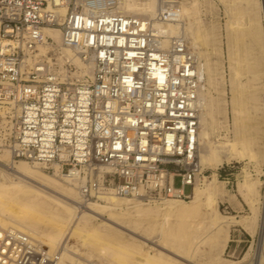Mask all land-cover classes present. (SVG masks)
<instances>
[{"label":"built area","instance_id":"1","mask_svg":"<svg viewBox=\"0 0 264 264\" xmlns=\"http://www.w3.org/2000/svg\"><path fill=\"white\" fill-rule=\"evenodd\" d=\"M120 1L0 0V152L74 184L83 204L188 198L207 178L198 161L204 80L184 33L165 44L155 28L180 21V0H156L153 17L121 12ZM63 49L90 72L60 61ZM58 257L0 228V264Z\"/></svg>","mask_w":264,"mask_h":264},{"label":"bare ground","instance_id":"2","mask_svg":"<svg viewBox=\"0 0 264 264\" xmlns=\"http://www.w3.org/2000/svg\"><path fill=\"white\" fill-rule=\"evenodd\" d=\"M219 1L225 5L229 15V20L226 23L227 55L230 68L235 73V79L232 80V95L227 103L230 105L234 137L225 135L222 140L212 141L211 135L218 107L212 100L207 102V93L203 92L202 88L199 94L198 154L201 167L213 163L221 164L233 158L249 157L259 161V156L264 151V149L262 151V144L259 141L263 131L261 118L264 119V69L261 66V56H264V0ZM257 5L262 11V20L259 21H256L252 16ZM118 9L128 14L153 17L158 10V3L156 0H121ZM194 9L195 4L186 7L180 2V21H156L155 28L166 36L165 44L169 41L168 37L184 33L189 47L197 56L198 69L203 78V69L205 70L206 63L201 52L198 51L201 38L197 29L198 22H191ZM65 10L61 9L62 13ZM46 32L55 35L56 40L59 41L58 30L47 29ZM46 50V47L41 48L42 53H45ZM63 54L64 57H61L60 61H63L64 58L72 60L77 66L79 75L90 72L89 68L72 51L63 49ZM244 75L247 76L246 80L241 78ZM262 86L263 91L260 92ZM225 112L227 117V110ZM225 121L227 122L228 119ZM11 175L15 177L13 178ZM213 177V182H215V174ZM213 182L206 187L205 210L212 213L211 223L215 230L210 235V239L215 246L221 238L226 241L229 239L230 226L223 223L224 219L221 220L223 215L217 210V192ZM69 184L75 188L63 184L51 174L40 171L38 167L26 160L14 161L10 152L3 150L0 154V228L19 229L50 251L57 250L59 257L56 264H85L72 256L73 246L68 245L69 243L65 244L63 241L66 235L65 231L74 222L72 236L82 237L83 245L86 248L97 250L108 258V264H181L179 258L193 263L192 258L202 249L204 238L197 239L192 232H186L182 237H179V232L174 228L175 225L180 224L179 221L188 217L195 208L200 206L204 192L199 191L197 187L193 191L192 205H188L185 200L179 202L176 199H166L161 201L157 207L146 205L143 207V203H133L132 198L116 195L101 196L100 199H104V203L93 201L81 204L77 200V194L80 195L78 189L74 184ZM257 185L258 181L248 182L246 180L240 191L246 193L245 188L251 190ZM123 204L130 206L133 210L118 211ZM60 215L64 216V220L58 222L56 219ZM160 215L162 217L158 218ZM98 217L102 218V222L93 223V220ZM172 218L175 219L174 223L170 222ZM254 219L255 217L246 219L247 221L243 219L244 227L250 228ZM129 233L137 234L144 240L132 237L135 240L132 245L130 240L125 241L126 238H123L125 234ZM151 237L154 238L151 240ZM147 241L160 246L162 251L155 255H151V252H136V249L138 251L139 248L136 246L148 244ZM134 245L135 250L133 249ZM140 246L142 247V245ZM165 251L172 252L175 257H171ZM259 257L258 262H261L263 256ZM208 258L212 259V256L209 255Z\"/></svg>","mask_w":264,"mask_h":264},{"label":"rangeland","instance_id":"3","mask_svg":"<svg viewBox=\"0 0 264 264\" xmlns=\"http://www.w3.org/2000/svg\"><path fill=\"white\" fill-rule=\"evenodd\" d=\"M180 2H182L183 5L186 7L195 4V9L193 10L194 14L192 16L191 22L194 21L198 22V28H197L198 34L201 35V38L199 39L200 48L198 49V51L201 52V55L202 57H204L203 59H205L204 61L206 63L205 70L203 69L204 71L203 92L207 93L206 95L208 101L207 100L206 101L209 103V101L212 100L218 107V111L215 114V124L213 125L214 128L212 130V135H211L212 141L215 142L218 140H222L225 135H229V137L233 138L234 127H233L232 116L230 113V105L227 102H229V100L231 99V95H232L231 83L232 80L235 79V75H234L235 73L230 68L229 58L227 55L228 44H227L226 23L229 20V15L227 14L226 7L219 0H182V1L180 0ZM254 11L255 12L252 13L254 19L256 21L262 20L261 19L262 11L259 10L258 5ZM261 58H262L261 66L264 69V56H261ZM241 78L243 80H246L247 76L244 75ZM262 91H263V86L260 89V92ZM225 110H227V117L225 115L226 114ZM225 119H228V121L226 122ZM263 120L264 119L261 118L262 121L261 128L263 129V131L261 133L262 136L260 135L259 138V141L261 142L260 144H262L261 145L262 151L264 149ZM263 153L262 155L259 156L260 162L258 161V159L257 160L250 159L249 157H246L247 159L233 158L228 162L224 161L221 164L213 163L211 165L208 166L206 165L202 167L204 168L203 175L207 176V178L205 180H202L200 184H197L195 187H197L199 191L204 192V194H202L203 200L201 201L200 206L194 209V212L192 214H190L186 218H183L182 221H179L180 224L175 225L174 228L177 232H179V237H182L184 234H186V232H192L195 235V237H197V239L204 238V241L202 242L203 243L201 247L202 249H200L198 253L192 258L193 263H190L188 261L186 262V260L179 258L181 264L184 263L185 264H194V263L222 264L223 262H224L223 264L225 263L226 264H264V226H263L264 225V156H263L264 154ZM0 154H2V151L0 152ZM40 171L44 172L41 169ZM214 174L216 177L215 182H213ZM11 177L14 178L15 176L11 175ZM245 178L248 182L258 181V185L256 188H253L251 190L245 188V192L247 194L242 193L240 191L241 186L246 182ZM57 179L65 185L74 187L73 185L59 178ZM211 182H213L214 188L217 192L216 207L217 210L223 215L221 216L222 217L221 220L224 219L223 223L228 224L230 226L229 239L226 241L224 240V238H221V240L222 239L223 240L222 241L219 240V243L217 242L215 246H213V242L210 239V235H212L213 231L215 230V228L211 223L212 213L207 212L205 210L206 209L205 191L207 189L206 187ZM175 184L176 186L180 185L178 178L176 179ZM195 187L191 189L190 187L186 188L187 193L190 194V197L188 198L166 197L156 202H147L144 200L139 201V199L135 200L134 198H132V202L143 203V207L146 206L157 207V205L163 200L176 199L179 202L185 200L186 202H188V205H192L191 200L193 197L192 195H193V191L195 190ZM77 200L79 201V203L83 204L81 196L79 194H77ZM94 201H98L100 203L105 202L104 199L94 200ZM131 210H133V208L131 209L130 206L125 204L121 205V208L118 209V211L121 212H127ZM161 217L162 216L160 215L158 218ZM251 217H255L253 225L250 228L244 227L243 219L247 221L246 219H250ZM56 220L58 222H61L64 220V216L60 215L57 217ZM101 222H102L101 217H98L93 220V223L95 224ZM170 222L174 223L175 219L172 218ZM74 224H72L73 226L70 225L67 228V230L65 231L66 235L63 240L65 244L69 243L68 245L73 246L74 250L73 252H71L72 256L76 259H79L85 264H93V263L108 264L109 263L108 258L101 255L97 250L90 249L89 247H87L88 248L87 249L86 246L83 245L84 241H82L83 240L82 237L77 238L72 236V232L75 227ZM124 237L126 238L125 241L130 240L129 242L132 245L135 243V240L132 237H135L140 240H144V238L133 233L125 234L123 238ZM153 238L154 237H151V240ZM147 243L148 244H139V246H136V248L139 247L138 251L135 248V245L133 249L134 250L136 249V252H141V253L151 252L150 253L151 255L158 254L160 253V251H162V248L160 246L155 245L151 241H147ZM140 245H142V247ZM142 248L143 250L141 251ZM165 252L169 254L171 257H175L172 252H168V251ZM209 255H211L212 259H214L215 261L209 259L208 258ZM260 255L263 256V260H261V262H258V257Z\"/></svg>","mask_w":264,"mask_h":264}]
</instances>
